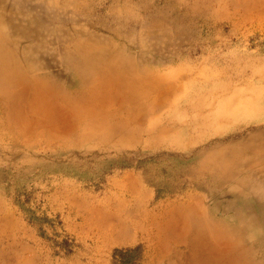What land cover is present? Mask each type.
I'll list each match as a JSON object with an SVG mask.
<instances>
[{
	"label": "rangeland",
	"instance_id": "rangeland-1",
	"mask_svg": "<svg viewBox=\"0 0 264 264\" xmlns=\"http://www.w3.org/2000/svg\"><path fill=\"white\" fill-rule=\"evenodd\" d=\"M136 246L264 264V0H0V264Z\"/></svg>",
	"mask_w": 264,
	"mask_h": 264
},
{
	"label": "trees",
	"instance_id": "trees-1",
	"mask_svg": "<svg viewBox=\"0 0 264 264\" xmlns=\"http://www.w3.org/2000/svg\"><path fill=\"white\" fill-rule=\"evenodd\" d=\"M21 205V204H20ZM30 215V221L42 224L43 221L49 224V226H53V223L46 217H38L34 215L30 210H28ZM39 229L42 230V235H44V230L39 226ZM54 245L57 247V251H63L65 254H71L73 245L71 240L68 238H63L60 242L58 240H54ZM139 247H128L125 249L116 250L114 253V261L115 264H137V260H139Z\"/></svg>",
	"mask_w": 264,
	"mask_h": 264
}]
</instances>
